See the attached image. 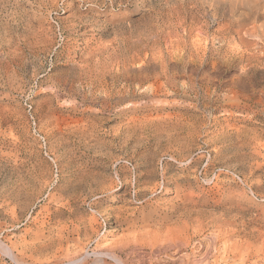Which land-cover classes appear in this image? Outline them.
<instances>
[{"label":"rangeland","instance_id":"rangeland-1","mask_svg":"<svg viewBox=\"0 0 264 264\" xmlns=\"http://www.w3.org/2000/svg\"><path fill=\"white\" fill-rule=\"evenodd\" d=\"M0 244L264 264V0H0Z\"/></svg>","mask_w":264,"mask_h":264},{"label":"bare ground","instance_id":"bare-ground-1","mask_svg":"<svg viewBox=\"0 0 264 264\" xmlns=\"http://www.w3.org/2000/svg\"><path fill=\"white\" fill-rule=\"evenodd\" d=\"M56 1V0H55ZM237 3V2H236ZM240 3V2H239ZM174 9V8H173ZM75 25V24H74ZM263 27V26H262ZM242 30V29H241ZM253 30V29H252ZM259 30V29H258ZM246 31V30H245ZM154 34V33H153ZM252 35V34H251ZM177 38V37H176ZM200 38V37H199ZM237 38V37H236ZM240 38V37H239ZM243 41V40H242ZM241 41V42H242ZM217 42V41H216ZM186 45V44H185ZM168 47V46H167ZM239 49V48H238ZM197 50V49H196ZM157 52V51H156ZM205 52V51H204ZM70 57V56H69ZM245 71V70H244ZM14 74V73H13ZM65 80V79H64ZM74 82V81H73ZM184 84V83H183ZM144 89V88H143ZM107 94V93H106ZM118 94V93H117ZM170 95V94H169ZM101 96V95H100ZM125 96V95H124ZM242 99V98H241ZM95 101V100H94ZM103 102V101H102ZM169 102V101H168ZM66 103V102H65ZM103 105H105V104H103ZM166 117V116H165ZM155 118V117H154ZM132 119V118H131ZM150 119V118H149ZM147 121V120H146ZM61 126V125H60ZM231 126V125H230ZM67 127V126H66ZM181 127V126H180ZM137 131V130H136ZM143 131V130H142ZM141 131V132H142ZM128 132V131H127ZM129 133V132H128ZM170 133V132H169ZM130 135V134H129ZM169 135V134H168ZM135 150V149H134ZM245 152V151H244ZM242 161V160H241ZM214 183V182H213ZM216 183V182H215ZM219 183V182H218ZM221 186V185H220ZM115 188V187H114ZM113 189V188H112ZM18 190V189H17ZM19 195H20V193H19ZM192 195V194H191ZM52 198H53V196H52ZM192 198V197H191ZM147 200V199H146ZM9 204V203H8ZM119 211V210H118ZM103 217V216H102ZM220 217V216H219ZM95 218V217H94ZM93 218V219H94ZM91 219V218H90ZM71 221V220H70ZM73 221V220H72ZM106 221V220H105ZM185 221V220H184ZM203 222V221H202ZM97 223V222H96ZM6 224V223H5ZM186 225V224H185ZM182 227V226H181ZM180 227V228H181ZM74 228V227H73ZM79 228H80V225H78L77 227L75 226V228L74 229H71V230H73V231H68V233H66V230H61L60 231V240H59V245L60 246H62L63 245V243H64V241H71V237H72V235L76 232V231H78L79 230ZM66 229V228H65ZM69 229V228H68ZM129 229V228H128ZM172 230V229H171ZM188 230H189V228H188ZM176 231V230H175ZM179 231V230H178ZM180 232V231H179ZM78 234H79V232H77ZM195 233V232H194ZM189 234V233H188ZM142 235V234H141ZM143 236V235H142ZM173 236V235H172ZM217 236V235H216ZM177 237V236H176ZM144 239V238H143ZM184 239V238H183ZM188 239V238H187ZM156 240V239H155ZM188 241V240H187ZM248 241V240H247ZM26 243V242H25ZM69 244V243H68ZM127 244V243H126ZM1 245V244H0ZM58 245V246H59ZM2 246V245H1ZM5 246V245H4ZM59 246V247H60ZM210 246V245H209ZM3 247V246H2ZM59 247H58V249H59ZM63 247V246H62ZM8 248V247H7ZM250 248H251V246H250ZM68 249V248H67ZM113 249V248H112ZM1 250H2V248H1ZM6 250V249H5ZM7 250H9V249H7ZM82 250H84V249H82ZM22 251V250H21ZM61 251V250H60ZM209 251V250H208ZM218 251V250H217ZM7 252V251H6ZM8 253V252H7ZM9 253H11V251H9ZM137 253V252H136ZM107 254L108 255H110V257L117 263V264H125L124 262H123V260L120 258V257H118L117 255H115V254H113V253H111V252H107ZM150 254V253H149ZM248 254V253H247ZM63 255V254H62ZM77 255V254H76ZM195 255V254H194ZM9 256H11V255H9ZM68 256H69V254H68ZM248 256V255H247ZM58 257V256H57ZM38 258V257H37ZM63 258V257H62ZM224 258V257H223ZM70 259V258H69ZM85 259V258H84ZM151 259V258H150ZM216 259V258H215ZM101 260V259H100ZM218 260V259H217ZM69 261V260H68ZM149 261V260H148ZM54 262V261H53ZM60 262V261H59ZM62 262V261H61ZM133 262V261H132ZM171 262V261H170ZM209 262V261H208ZM56 263V262H55ZM80 263H82V264H85L84 263V261L82 262V260H81V262ZM239 263V262H238ZM247 263V262H246ZM77 264V263H76ZM97 264V263H96ZM102 264V263H101ZM184 264H186L185 263V261H184Z\"/></svg>","mask_w":264,"mask_h":264}]
</instances>
